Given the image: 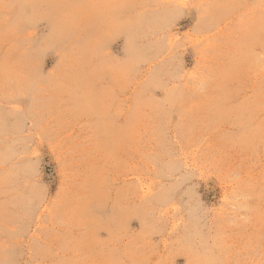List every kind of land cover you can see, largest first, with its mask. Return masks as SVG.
Here are the masks:
<instances>
[{"label":"rangeland","instance_id":"374dc122","mask_svg":"<svg viewBox=\"0 0 264 264\" xmlns=\"http://www.w3.org/2000/svg\"><path fill=\"white\" fill-rule=\"evenodd\" d=\"M0 0V264H264V0Z\"/></svg>","mask_w":264,"mask_h":264},{"label":"clouds","instance_id":"9594fccd","mask_svg":"<svg viewBox=\"0 0 264 264\" xmlns=\"http://www.w3.org/2000/svg\"><path fill=\"white\" fill-rule=\"evenodd\" d=\"M168 2L177 10L178 15L183 14L187 10L181 0H168Z\"/></svg>","mask_w":264,"mask_h":264}]
</instances>
